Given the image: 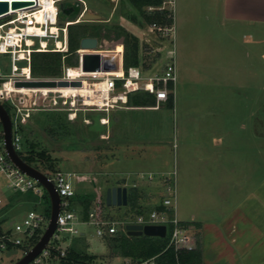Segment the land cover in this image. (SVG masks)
<instances>
[{
  "label": "rangeland",
  "instance_id": "374dc122",
  "mask_svg": "<svg viewBox=\"0 0 264 264\" xmlns=\"http://www.w3.org/2000/svg\"><path fill=\"white\" fill-rule=\"evenodd\" d=\"M83 1L88 7L87 12L100 15L101 20L79 23L87 27L88 33L96 30L100 33L103 48L124 53L126 36H129L131 41L138 42L141 63L154 70L163 67L167 52L173 47L171 38L154 30L130 0ZM68 3L74 7L84 6L80 0H61L57 5ZM187 3L185 0L182 9L179 6L177 9L174 3L178 81L173 108L116 109L108 113L88 110L78 112L77 117L71 119L60 104L53 110L31 111V116L21 126L23 150L20 153H47L56 169L87 176L75 182L77 194L72 199L73 209L83 217L84 200L91 201L89 212L98 209L108 219L133 221L141 213L149 216L167 194L164 185L167 179H171V183L176 179L177 217L181 221L190 219L194 209L196 213L201 209L198 196H203L192 187V169L200 180L201 169L207 168L204 183L212 188L206 192L217 198L218 185L222 183L216 163L219 159L212 158L210 153L218 151L230 157L225 159L224 182L227 187L228 184L232 187V197H238L235 185L247 183L250 186L255 183V177L258 182L261 179L264 182V141L261 145L253 137L256 121L264 118V111L256 104L261 96L257 93L255 78L251 73L246 79L241 77L239 57L212 41L206 5L202 6L196 0L194 7L188 10ZM166 6L173 10L169 0ZM72 13L70 11L68 15ZM60 17L58 26H63L67 18ZM67 64L77 65V56L70 55ZM2 67L5 72L10 71L9 62ZM2 102L14 116L8 104ZM115 114L120 115L121 122L115 121ZM102 118L109 122L102 123ZM262 129L264 134V122L262 128L259 127L260 131ZM117 139H120L119 145ZM261 149L263 155L256 157V151ZM39 161L47 163L45 159L39 158ZM39 168L51 171L43 165ZM175 171L176 176L173 175ZM183 179L187 181L184 183ZM115 183H126L128 196L132 189H137L143 209H135L130 204L107 205L106 188ZM39 186L41 195L33 191L23 195L8 188V179L0 174L1 218L21 222L30 210L50 211V196L42 185ZM20 198L26 200V204L18 205ZM192 199L196 205L191 204ZM46 227L47 223H43L40 234ZM77 227L80 234H73L71 225L64 226L49 247L63 249L73 257L82 256L93 264H121L124 261L109 236L96 233V226L78 224ZM4 228L11 229V226L6 224ZM122 232L126 233L125 230ZM12 234L26 239L23 234ZM8 252L0 249V264H15L23 256L22 251L11 255ZM42 264L64 262L54 256L44 259Z\"/></svg>",
  "mask_w": 264,
  "mask_h": 264
},
{
  "label": "built area",
  "instance_id": "2783aa9c",
  "mask_svg": "<svg viewBox=\"0 0 264 264\" xmlns=\"http://www.w3.org/2000/svg\"><path fill=\"white\" fill-rule=\"evenodd\" d=\"M61 0H52L56 7L53 16L49 12L43 11L40 0L21 8L12 7L8 11L0 14V102H6L14 112L11 115L12 120V141L16 151L23 150L20 129L27 119L31 116V111L53 110L58 105L63 104V109L69 112V117L75 119L78 112L97 110L110 112L115 108L129 107V96L138 92H148L155 97V104L152 108H162L166 106L170 97L176 99V86L178 81L177 59L175 49L174 24L168 27L152 25L154 30L162 31L164 36L171 38L173 45L167 52V61L161 69L129 67L125 68L123 64V52L115 49L103 48L99 44L96 50H89L79 47L77 49L78 64L69 66L65 63L66 56L69 53V26L82 22L83 15L88 11L86 2L80 0L84 5L81 12L75 20L65 19L63 26H58L61 18V9L65 12L69 6H58ZM173 5L174 0H169ZM152 9V8H150ZM69 14V13H68ZM67 14V15H68ZM174 38V39H173ZM52 40V41H50ZM52 44V45H51ZM34 52H61L63 53V71L59 77H35L32 73V54ZM97 52L101 55L105 53H118L120 55V65L117 71L83 70V55L86 53ZM10 63V71L5 72L2 64ZM21 63V64H20ZM71 67L80 69L82 74L73 75L70 72ZM37 79H54L66 81H81V87H87L86 91H78L70 95L58 90L47 91L42 88H29L28 92L18 91L15 87L17 81H30ZM53 89V88H52ZM7 108V107H6ZM86 121V119H85ZM109 119L102 118V123L106 124ZM0 174L8 179V188L12 191L28 194L33 191L39 195L42 194V185L38 180L24 173L10 159L5 145L4 129L0 120ZM41 170V169H40ZM55 186L58 192L60 202V212L57 219V229L49 244L42 252L28 264H42L44 259L54 256L64 258L67 252L63 249H54L49 247L51 241L58 238V231L64 226L71 225L73 234H80L78 224H90L96 226V233L99 236H111L121 230H125L128 223L142 225H166L167 236L169 237V246H173L176 251L195 249V238L189 232L187 227L178 219L176 214V179L171 183V179L165 182L167 194L164 196L162 204L164 209L154 208L149 216L139 214L136 220L122 221L105 218L98 209L89 212L88 218L84 217L73 209L72 199L76 197L75 182L85 179L83 175L75 171H62L59 169L45 172L41 170ZM176 176V171L173 172ZM143 176V175H142ZM152 180V177H149ZM136 186V184H133ZM3 199L0 197V204ZM50 221L46 213L30 210L27 216L21 221L13 220L10 223L11 229L0 231V249L9 252L17 249L26 254L33 246H29L30 241L37 235L42 228L43 223ZM170 225V228H169ZM46 227V228H47ZM46 230V229H45ZM126 231V230H125ZM12 233L23 234L26 239L14 237ZM42 235V234H41ZM41 237V236H40ZM39 240V239H38ZM26 247V248H25ZM123 264H157L156 256L142 259L140 261L127 260Z\"/></svg>",
  "mask_w": 264,
  "mask_h": 264
},
{
  "label": "crops",
  "instance_id": "0c3cea01",
  "mask_svg": "<svg viewBox=\"0 0 264 264\" xmlns=\"http://www.w3.org/2000/svg\"><path fill=\"white\" fill-rule=\"evenodd\" d=\"M185 0H174L180 9ZM187 2V0H186ZM200 5H206L209 15V33L215 44L221 45L234 56L239 57L240 76L246 79L248 73L255 78L257 93L262 100L257 99V108L264 111V0H197ZM194 3V4H193ZM196 0H188L187 7H194ZM175 10L173 9V12ZM175 14V13H174ZM174 26L175 15H174ZM228 47V48H227ZM178 51V49H177ZM176 51V52H177ZM177 54V53H176ZM176 102V100H175ZM174 102V104H175ZM115 108L123 110L152 108L151 106H133ZM166 107V106H164ZM163 108V107H162ZM117 123L121 122L120 115H114ZM256 121V131L253 137L261 145L264 141V118ZM118 145L120 144V139ZM212 158L219 159L217 165L220 169L222 183L218 185L216 197L210 196L206 190L212 186L204 183V172L201 169L200 180L194 175L191 184L194 190L203 194L198 196L201 208L198 213H191V218H183L182 223L195 238V251L198 253L200 264H264V182H259L255 177V183L250 186L247 183L235 185V194L232 197V187L225 184L224 172L226 158L224 152L210 153ZM263 151H256L255 156H262ZM227 167H230L227 165ZM83 175V174H82ZM83 177H87L83 175ZM253 179V177H252ZM187 181V179H186ZM183 179V182H186ZM254 182V181H252ZM126 186V183L109 184V186ZM243 193H239L240 190ZM202 191V192H201ZM207 195H209L207 197ZM205 197H207L205 199ZM191 200V204L196 205ZM26 200L18 202V205L26 204ZM196 207V206H194ZM198 208V207H197ZM10 218L6 224L12 222ZM10 253V252H8ZM130 258H123V264Z\"/></svg>",
  "mask_w": 264,
  "mask_h": 264
},
{
  "label": "trees",
  "instance_id": "16d2710c",
  "mask_svg": "<svg viewBox=\"0 0 264 264\" xmlns=\"http://www.w3.org/2000/svg\"><path fill=\"white\" fill-rule=\"evenodd\" d=\"M167 1L168 0H130L131 4L141 13L149 25L156 24L161 27H168L174 24V12L166 6ZM66 6H69L70 8L66 12L65 9L62 8L63 12H60L61 16L70 20H75L81 12V6L74 7L70 3L65 4V7ZM70 11L73 12L71 16L67 15ZM86 36H94L98 39L101 37L97 30L88 33L87 27L82 23H75L69 26V53L65 59L66 64L70 55L77 56L78 64V54L76 51L80 47L79 42ZM125 45L126 47L123 53L124 67L127 69L129 67L141 66L143 63H141L142 61L139 55L138 42L135 40L131 41L130 37L126 36ZM63 65V53L61 52H34L32 54V73L35 77H59L62 74ZM143 66L144 68H149L144 64ZM154 104L155 97L148 92H138L129 96V105L148 107L153 106ZM166 106L170 108L174 107V99L172 97L169 98ZM7 110L9 111L8 108ZM19 154L27 163L38 169H40V165L48 167L49 170L56 169L47 153L37 152L36 154H33L31 151H24L23 153L19 152ZM36 156L40 159H45L47 163H41ZM139 195L137 189H132L128 196V204L135 209L140 208L142 210L143 207L138 200ZM22 200L23 198H20L18 199V202H21ZM83 203L84 218L87 219L91 201L84 200ZM154 208L161 210L164 209V206L161 202L159 205H155ZM50 211L45 212L48 217L50 216ZM2 213L3 211L0 209V231H2V224L9 220V218L6 217L1 218ZM40 236V231H38L37 235L30 241V243L35 244ZM109 238L113 242V246L118 249L121 256L130 258L133 261H140L142 259L156 256L157 264H200L198 253H196L195 250L176 251L173 246L168 247L169 237L162 238L146 235L130 236L121 230L116 234L109 236ZM53 252L55 253L56 250ZM63 259L64 258H62V262H64V264H93L85 260L82 256L73 257L70 253H68L66 260Z\"/></svg>",
  "mask_w": 264,
  "mask_h": 264
},
{
  "label": "water",
  "instance_id": "95a60500",
  "mask_svg": "<svg viewBox=\"0 0 264 264\" xmlns=\"http://www.w3.org/2000/svg\"><path fill=\"white\" fill-rule=\"evenodd\" d=\"M31 0H0V14L9 10L27 6ZM63 12V9H61ZM101 20V16L86 12L82 21H96ZM99 44V39L94 36L83 37L80 41V47L89 50H96ZM120 65V55L118 53H105L103 55L94 52L86 53L83 55V70L84 71H97L108 70L117 71ZM81 81H66L54 79H37L30 81H17L15 87L25 88H59L65 86H81ZM0 120L4 129V139L7 153L12 162L20 168L24 173L38 180L42 186L47 190L51 201L50 221L48 227L41 235L35 245L24 254L15 264H28L36 256H38L43 249L47 247L50 240L55 234L57 229V219L60 212L61 198L55 189V186L50 182L47 176L37 167L27 163L20 154L16 151L12 141V120L7 108L0 102ZM106 203L109 206H126L128 205V187L127 186H109L106 188ZM127 235L130 236H151L162 237L167 236L166 225H142L136 223H128L125 226ZM18 253L15 249L8 253V255Z\"/></svg>",
  "mask_w": 264,
  "mask_h": 264
},
{
  "label": "bare ground",
  "instance_id": "6f19581e",
  "mask_svg": "<svg viewBox=\"0 0 264 264\" xmlns=\"http://www.w3.org/2000/svg\"><path fill=\"white\" fill-rule=\"evenodd\" d=\"M31 3H34L35 1H39V0H31ZM41 5L43 6V11L40 13V17L43 16L44 12H49L51 16H53L56 12V7L54 4H52V0H40ZM70 72L73 75H80L82 74L80 69H77L75 67H71ZM87 87H80L79 86H65V87H59V88H48V87H44L42 89L47 90V91H54V90H60L62 92H64L66 95H70L72 93H76L78 91H86L88 89H86ZM35 89V88H34ZM29 88H25V87H21L20 89H18V91H24V92H28Z\"/></svg>",
  "mask_w": 264,
  "mask_h": 264
}]
</instances>
